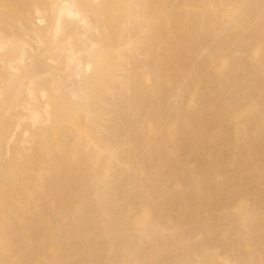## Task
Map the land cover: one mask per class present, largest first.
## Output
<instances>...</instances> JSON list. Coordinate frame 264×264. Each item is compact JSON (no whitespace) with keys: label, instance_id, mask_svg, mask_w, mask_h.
Returning a JSON list of instances; mask_svg holds the SVG:
<instances>
[{"label":"bare ground","instance_id":"bare-ground-1","mask_svg":"<svg viewBox=\"0 0 264 264\" xmlns=\"http://www.w3.org/2000/svg\"><path fill=\"white\" fill-rule=\"evenodd\" d=\"M0 264H264V0H0Z\"/></svg>","mask_w":264,"mask_h":264}]
</instances>
